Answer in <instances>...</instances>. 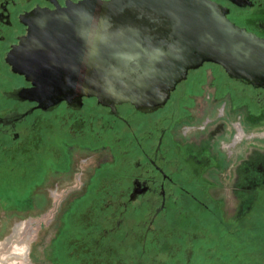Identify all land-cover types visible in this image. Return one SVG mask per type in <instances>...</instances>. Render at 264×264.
Instances as JSON below:
<instances>
[{
	"label": "flooded vegetation",
	"instance_id": "flooded-vegetation-1",
	"mask_svg": "<svg viewBox=\"0 0 264 264\" xmlns=\"http://www.w3.org/2000/svg\"><path fill=\"white\" fill-rule=\"evenodd\" d=\"M80 1L0 0V215L59 219L52 263L264 264V88L206 63L155 111L40 102L14 56L37 11ZM211 1L264 39V0Z\"/></svg>",
	"mask_w": 264,
	"mask_h": 264
},
{
	"label": "water",
	"instance_id": "water-1",
	"mask_svg": "<svg viewBox=\"0 0 264 264\" xmlns=\"http://www.w3.org/2000/svg\"><path fill=\"white\" fill-rule=\"evenodd\" d=\"M228 14L211 0L69 2L35 13L18 48L27 54L14 56V70L34 84L40 102L94 97L142 112L164 107L206 63L264 88V39Z\"/></svg>",
	"mask_w": 264,
	"mask_h": 264
},
{
	"label": "rangeland",
	"instance_id": "rangeland-1",
	"mask_svg": "<svg viewBox=\"0 0 264 264\" xmlns=\"http://www.w3.org/2000/svg\"><path fill=\"white\" fill-rule=\"evenodd\" d=\"M215 67L220 72L219 67ZM251 92L249 89L248 93ZM20 220L29 221V215H25L22 219L6 218L0 215V264H60L57 261L52 263L50 260L51 240L56 232L59 219L51 225L47 223V220L36 218L34 221L38 226L32 221L22 222L15 226ZM32 224L36 229H33ZM172 242L179 241L172 238L170 243ZM162 260H165V264H186L185 259L180 257V253H176L174 257L163 256ZM61 262L68 264L65 258H62ZM190 264H197L195 256Z\"/></svg>",
	"mask_w": 264,
	"mask_h": 264
}]
</instances>
